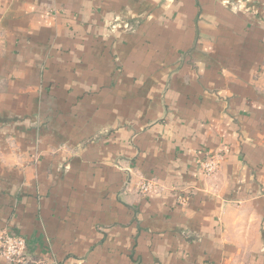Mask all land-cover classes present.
<instances>
[{
  "label": "crops",
  "instance_id": "crops-1",
  "mask_svg": "<svg viewBox=\"0 0 264 264\" xmlns=\"http://www.w3.org/2000/svg\"><path fill=\"white\" fill-rule=\"evenodd\" d=\"M1 230L33 264H264V0H0Z\"/></svg>",
  "mask_w": 264,
  "mask_h": 264
},
{
  "label": "built area",
  "instance_id": "built-area-1",
  "mask_svg": "<svg viewBox=\"0 0 264 264\" xmlns=\"http://www.w3.org/2000/svg\"><path fill=\"white\" fill-rule=\"evenodd\" d=\"M218 161L215 157L209 155L199 162L202 173L206 176L212 175ZM155 183L149 180H142L137 187L140 193L146 194L154 189ZM0 257L6 264H33L34 260L30 258L27 251L26 239L18 234L0 231Z\"/></svg>",
  "mask_w": 264,
  "mask_h": 264
}]
</instances>
